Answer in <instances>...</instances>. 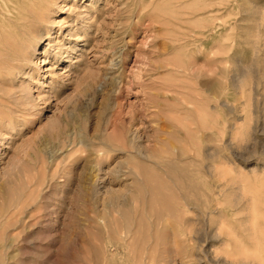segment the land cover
<instances>
[{"label":"rangeland","instance_id":"obj_1","mask_svg":"<svg viewBox=\"0 0 264 264\" xmlns=\"http://www.w3.org/2000/svg\"><path fill=\"white\" fill-rule=\"evenodd\" d=\"M28 36L0 264H264V0H54Z\"/></svg>","mask_w":264,"mask_h":264},{"label":"clouds","instance_id":"obj_2","mask_svg":"<svg viewBox=\"0 0 264 264\" xmlns=\"http://www.w3.org/2000/svg\"><path fill=\"white\" fill-rule=\"evenodd\" d=\"M18 10L25 23L18 25L14 18L0 9V80L11 79L23 64L28 53V33L39 23L43 12L54 0H6Z\"/></svg>","mask_w":264,"mask_h":264},{"label":"bare ground","instance_id":"obj_3","mask_svg":"<svg viewBox=\"0 0 264 264\" xmlns=\"http://www.w3.org/2000/svg\"><path fill=\"white\" fill-rule=\"evenodd\" d=\"M42 17V16H41ZM47 25V24H46ZM46 27V26H45ZM42 29V28H41ZM45 30V29H44ZM34 34H35V32H34ZM33 34V35H34ZM48 34V33H47ZM42 35V34H41ZM29 37V36H28ZM30 38V37H29ZM31 38H33V37H31ZM42 39H43V37H41L39 40L40 41H42ZM33 40V39H32ZM30 45V44H29ZM30 48H32V46L30 47ZM34 52V51H33ZM32 54V53H31ZM20 71H21V68H20ZM143 146V145H142ZM139 148V147H138ZM142 148V147H141ZM144 148V147H143ZM138 150V149H137ZM143 151V150H142ZM139 153V152H138Z\"/></svg>","mask_w":264,"mask_h":264}]
</instances>
